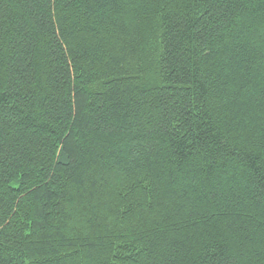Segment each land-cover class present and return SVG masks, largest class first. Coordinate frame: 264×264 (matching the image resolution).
I'll return each instance as SVG.
<instances>
[{
    "label": "trees",
    "instance_id": "1",
    "mask_svg": "<svg viewBox=\"0 0 264 264\" xmlns=\"http://www.w3.org/2000/svg\"><path fill=\"white\" fill-rule=\"evenodd\" d=\"M0 264H264V0H0Z\"/></svg>",
    "mask_w": 264,
    "mask_h": 264
}]
</instances>
